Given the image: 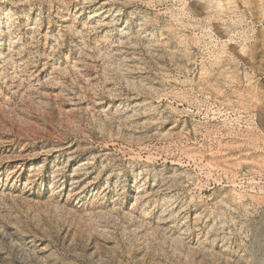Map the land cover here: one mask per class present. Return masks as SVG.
Returning <instances> with one entry per match:
<instances>
[{
  "label": "rangeland",
  "instance_id": "rangeland-1",
  "mask_svg": "<svg viewBox=\"0 0 264 264\" xmlns=\"http://www.w3.org/2000/svg\"><path fill=\"white\" fill-rule=\"evenodd\" d=\"M0 264H264V0H0Z\"/></svg>",
  "mask_w": 264,
  "mask_h": 264
}]
</instances>
